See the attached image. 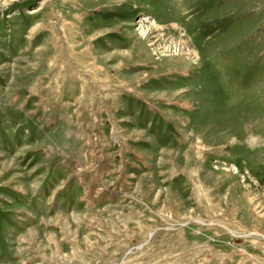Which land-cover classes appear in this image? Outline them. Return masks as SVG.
Here are the masks:
<instances>
[{"label":"rangeland","instance_id":"obj_1","mask_svg":"<svg viewBox=\"0 0 264 264\" xmlns=\"http://www.w3.org/2000/svg\"><path fill=\"white\" fill-rule=\"evenodd\" d=\"M0 264H264V0H0Z\"/></svg>","mask_w":264,"mask_h":264}]
</instances>
